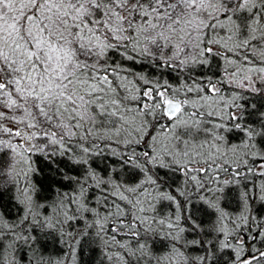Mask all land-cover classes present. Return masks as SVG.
Returning a JSON list of instances; mask_svg holds the SVG:
<instances>
[{
	"label": "snow or ice",
	"instance_id": "1",
	"mask_svg": "<svg viewBox=\"0 0 264 264\" xmlns=\"http://www.w3.org/2000/svg\"><path fill=\"white\" fill-rule=\"evenodd\" d=\"M0 264H264V0H0Z\"/></svg>",
	"mask_w": 264,
	"mask_h": 264
}]
</instances>
